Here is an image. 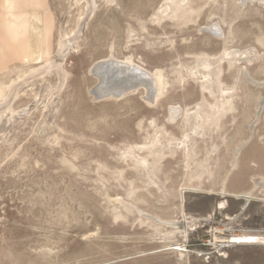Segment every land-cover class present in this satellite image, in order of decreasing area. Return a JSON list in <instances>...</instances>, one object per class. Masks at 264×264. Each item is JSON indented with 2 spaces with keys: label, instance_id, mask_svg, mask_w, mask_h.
<instances>
[{
  "label": "rangeland",
  "instance_id": "obj_1",
  "mask_svg": "<svg viewBox=\"0 0 264 264\" xmlns=\"http://www.w3.org/2000/svg\"><path fill=\"white\" fill-rule=\"evenodd\" d=\"M33 1L29 60L0 25V264H264L215 245L264 230V0ZM107 59L156 98L93 97Z\"/></svg>",
  "mask_w": 264,
  "mask_h": 264
},
{
  "label": "bare ground",
  "instance_id": "obj_2",
  "mask_svg": "<svg viewBox=\"0 0 264 264\" xmlns=\"http://www.w3.org/2000/svg\"><path fill=\"white\" fill-rule=\"evenodd\" d=\"M233 54L237 55L238 52H233ZM92 73L94 76H96V78H98L99 84L92 90L91 94L93 95V97H95L98 100L106 99V98L108 99L110 97L121 98L129 92L137 90L139 87H144L147 92V96L145 98L146 100L151 101L153 98H156L157 96L156 93L159 92L158 91L155 93V89H156L155 83L161 82L160 77L158 76L154 77L149 72L134 65L128 59L126 61H117L115 59H107L101 61L92 68ZM229 98L234 100L233 93H229ZM176 112L177 111H174L172 109L171 111L172 120H174L175 116L177 115ZM247 144L248 142H245L243 146L238 149L237 155L240 153L241 149L245 147ZM236 167H237V157L235 158V163L232 165V171H234ZM254 182H255V189H261V194L264 195V179H254ZM223 193L225 194L224 190ZM253 194L254 193L252 191L249 193L239 195L238 198L244 199V202L248 204L249 202L255 199L253 197ZM242 210L243 211L245 210V206L242 207ZM237 217L238 215H236L235 218H232V220L236 219ZM154 221L159 225L163 223V221L157 219H155ZM195 222H197V219L192 218L190 222H186L184 224V228H187V226H191ZM168 224L169 223H166V225ZM170 224L174 226V228H176L177 230L181 228L179 225L180 223H176V224L170 223ZM243 235H244L243 239H245L247 242L252 241L254 242V244L256 243L264 244V233H259V232L244 233ZM226 238L230 239V236L220 238V240H225ZM216 240H219V238L216 237Z\"/></svg>",
  "mask_w": 264,
  "mask_h": 264
},
{
  "label": "crops",
  "instance_id": "obj_3",
  "mask_svg": "<svg viewBox=\"0 0 264 264\" xmlns=\"http://www.w3.org/2000/svg\"><path fill=\"white\" fill-rule=\"evenodd\" d=\"M21 0H0V9L1 6H11L9 11H4V16L0 21V25L4 30V36L1 37V43L9 49V52L12 53L15 58L20 60H29L30 57V32L33 29L32 19L30 17L29 12H27L26 7H18L21 6L19 3ZM29 4L31 7L34 4L33 0H23ZM36 3V2H35ZM24 14V15H22ZM22 17L20 22L15 21V17ZM22 21H26L25 26H19ZM43 48L41 49L42 52ZM4 51V49L0 46V52Z\"/></svg>",
  "mask_w": 264,
  "mask_h": 264
},
{
  "label": "built area",
  "instance_id": "obj_4",
  "mask_svg": "<svg viewBox=\"0 0 264 264\" xmlns=\"http://www.w3.org/2000/svg\"><path fill=\"white\" fill-rule=\"evenodd\" d=\"M258 232L264 233V230H263V232H260V231H251V230L242 229V230H239L237 232H232V233L226 235V237L230 236V239L226 238L225 240L220 241L215 245H218L217 246L218 250L229 249V248H234V247H239V246H251L252 244L253 245H259L257 243L254 244V242L249 241V240H248L249 242H247L245 239H243L244 233H258ZM247 244H249V245H247Z\"/></svg>",
  "mask_w": 264,
  "mask_h": 264
}]
</instances>
